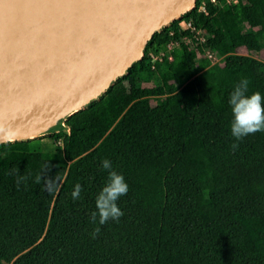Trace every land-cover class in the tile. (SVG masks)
I'll use <instances>...</instances> for the list:
<instances>
[{
    "label": "trees",
    "instance_id": "obj_1",
    "mask_svg": "<svg viewBox=\"0 0 264 264\" xmlns=\"http://www.w3.org/2000/svg\"><path fill=\"white\" fill-rule=\"evenodd\" d=\"M217 2L197 0L180 20L201 28L220 63L182 46L155 64L160 86L139 88L150 70L143 57L117 80L128 92L110 87L50 129L62 143L57 164L45 135L0 144V264H264V131L233 151L228 104L241 78L249 95L264 96V63L238 54L264 50V0ZM177 25L145 51L163 48L171 32L180 40ZM103 159L129 191L117 201L119 221L100 225L90 214L107 182ZM18 175L29 177L19 187ZM42 177L59 178L51 193Z\"/></svg>",
    "mask_w": 264,
    "mask_h": 264
},
{
    "label": "water",
    "instance_id": "obj_2",
    "mask_svg": "<svg viewBox=\"0 0 264 264\" xmlns=\"http://www.w3.org/2000/svg\"><path fill=\"white\" fill-rule=\"evenodd\" d=\"M196 1L0 0V124L16 141L44 136L127 75Z\"/></svg>",
    "mask_w": 264,
    "mask_h": 264
},
{
    "label": "clouds",
    "instance_id": "obj_3",
    "mask_svg": "<svg viewBox=\"0 0 264 264\" xmlns=\"http://www.w3.org/2000/svg\"><path fill=\"white\" fill-rule=\"evenodd\" d=\"M249 83L247 78H241L234 86L228 98V104L232 113L230 124L231 135L237 141V143L231 145L233 151L239 147L238 142L247 135L264 131V96L259 91L249 95ZM18 138L19 134L17 130L0 124V144H12ZM101 168L108 172L107 182L97 194L95 200L96 210L90 215L92 223L95 224L98 219L99 224L104 225L109 220L118 222L119 218L123 216V212L118 207L117 201L122 195L128 193L129 188L123 175L112 168L110 160L103 159L101 161ZM17 171L13 169V172ZM28 179V176L18 175L17 187L21 183H26ZM42 179H44L45 191L51 193L59 178L42 177ZM82 191V185L76 183L71 193L72 199L74 201L80 199ZM99 232L100 228H95L92 233L93 238Z\"/></svg>",
    "mask_w": 264,
    "mask_h": 264
},
{
    "label": "built area",
    "instance_id": "obj_4",
    "mask_svg": "<svg viewBox=\"0 0 264 264\" xmlns=\"http://www.w3.org/2000/svg\"><path fill=\"white\" fill-rule=\"evenodd\" d=\"M214 5H217V0H210ZM225 2L229 5H233L237 3V0H225ZM199 11L206 13L204 8V4L199 7ZM178 31L179 33L185 32L180 40L174 38V32L170 33L172 39H170L163 48L159 50H144V55L148 61L150 70L153 71L156 63H161L164 60L173 61L174 52L179 50L182 46H188L194 48L196 52V57L198 59L206 58L209 60L211 65L218 64L221 62L222 58H219L215 51L210 49L207 46V36L201 30V28H197L193 25L191 21L178 20Z\"/></svg>",
    "mask_w": 264,
    "mask_h": 264
},
{
    "label": "rangeland",
    "instance_id": "obj_5",
    "mask_svg": "<svg viewBox=\"0 0 264 264\" xmlns=\"http://www.w3.org/2000/svg\"><path fill=\"white\" fill-rule=\"evenodd\" d=\"M238 54L243 56H248L251 58H254L262 63H264V50L258 53H248L244 49H240L238 51ZM161 81L157 77L156 73L147 69L143 73L139 74L137 86L139 88H151L155 86H160ZM113 91L116 94H123L125 92H128V84L125 81L115 82L112 85ZM66 133H68V130H66ZM53 133H47L45 134V138L43 139L44 144L46 145L45 150L49 151L52 154L54 163L57 164L59 161L60 156L62 155V143L61 141H56L54 138H52Z\"/></svg>",
    "mask_w": 264,
    "mask_h": 264
}]
</instances>
